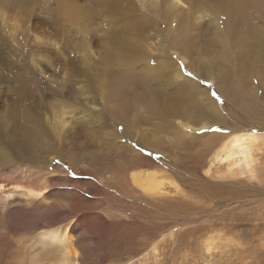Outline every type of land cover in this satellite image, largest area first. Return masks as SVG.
I'll return each mask as SVG.
<instances>
[{"label":"bare ground","instance_id":"obj_1","mask_svg":"<svg viewBox=\"0 0 264 264\" xmlns=\"http://www.w3.org/2000/svg\"><path fill=\"white\" fill-rule=\"evenodd\" d=\"M262 73L264 0H0V173L19 171L25 181L0 178V189L21 190L42 204L45 187L30 179L49 171L45 163L58 170L77 146L116 147L96 123L111 120L114 136L120 129L130 138H155L170 127L189 136L220 117L195 76L232 90L248 82L256 96ZM260 143L263 132L231 129L216 143L206 174L222 166L226 178L257 175ZM120 154L113 185L131 202L160 200L158 209L169 210L164 199L181 190L178 183L140 167L135 153ZM105 222L89 223L103 230ZM72 233L69 226L42 230L59 246L52 264H85Z\"/></svg>","mask_w":264,"mask_h":264},{"label":"rangeland","instance_id":"obj_2","mask_svg":"<svg viewBox=\"0 0 264 264\" xmlns=\"http://www.w3.org/2000/svg\"><path fill=\"white\" fill-rule=\"evenodd\" d=\"M82 65L85 69V63ZM263 74V91L256 90V96H250L248 82H238L232 90L195 76L209 89L220 117L214 125L189 136L173 127L161 129L155 138L150 136L153 132L130 138L121 135L120 129L114 136L111 120L96 123L97 128H104H99L101 136H107V131V138L114 145L116 141L118 152L116 147L100 152L95 146H77L63 157L58 170L55 162L45 163L49 171L35 172L30 179L39 189L45 187L42 204L21 190L0 189V264L56 262L59 246L41 235L47 226H69L74 240L80 241L76 244L82 246L85 264H264V144L260 143L259 168L253 177H223L219 173L222 166L210 174L205 172L214 147L231 129L241 127L264 134ZM65 95L73 98L70 92ZM134 153L143 162L140 167L162 170L180 186L181 190L176 193L172 189L164 199L169 210L158 209L160 200H148L147 205L131 202L116 188L113 174L119 169V154L128 158ZM107 164L112 167L107 168ZM0 178L25 183L19 171L1 172ZM101 218L106 221L103 230L90 224ZM98 235H104V244Z\"/></svg>","mask_w":264,"mask_h":264},{"label":"snow or ice","instance_id":"obj_3","mask_svg":"<svg viewBox=\"0 0 264 264\" xmlns=\"http://www.w3.org/2000/svg\"><path fill=\"white\" fill-rule=\"evenodd\" d=\"M188 75H189V76H192L193 74H192L191 72H189ZM212 95H213V96H216L217 93L214 92V93H212ZM221 130H222V129H217V131H221Z\"/></svg>","mask_w":264,"mask_h":264}]
</instances>
